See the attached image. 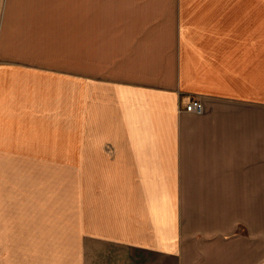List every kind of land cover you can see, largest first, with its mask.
I'll return each mask as SVG.
<instances>
[{
    "label": "crops",
    "instance_id": "crops-1",
    "mask_svg": "<svg viewBox=\"0 0 264 264\" xmlns=\"http://www.w3.org/2000/svg\"><path fill=\"white\" fill-rule=\"evenodd\" d=\"M6 1L0 163L76 162L77 132L83 137L93 180L84 264L246 261L253 239L236 231L237 174H264V0H171L170 39L152 43L140 33L112 58L90 45L83 73L61 89V110L55 95L44 96L47 85L27 79L53 73L13 64L4 52ZM191 100L201 101L199 113L185 110ZM60 132H68V154ZM20 175L40 181L17 186L14 174H0V264H45L46 243L71 242V220L62 224L68 233L56 234L60 222L45 223V211L70 216L71 206L56 202L41 174ZM73 253L67 264H76Z\"/></svg>",
    "mask_w": 264,
    "mask_h": 264
},
{
    "label": "rangeland",
    "instance_id": "rangeland-1",
    "mask_svg": "<svg viewBox=\"0 0 264 264\" xmlns=\"http://www.w3.org/2000/svg\"><path fill=\"white\" fill-rule=\"evenodd\" d=\"M174 4L171 0H7L2 6L6 11L3 14V26L5 25L6 30L4 52L13 64L24 63L26 67L55 74L46 75L55 76L50 81L41 76L27 79L33 81L39 90L47 85L43 90L47 94L51 91V94L44 96L55 95L52 103L61 110L60 100H64L60 98L63 96L61 89L67 88L71 74L76 72L79 76V73H83L84 53L86 49H90V45L94 52L107 50L103 51L104 56L112 58L124 44L140 33L145 32L142 35L145 41L165 43L170 39ZM249 4L237 3L241 6ZM60 133V152L68 154L72 145L65 146L63 136L68 132ZM76 143V162L62 161L54 166L0 163V174H14L13 185L23 183L28 186L33 181L34 186L40 179H22L20 174H41L45 187L54 188V198L60 197V202L56 199L57 203L67 204L69 201L70 216L68 211L64 212L62 209L56 212L45 211V223L60 222L61 227L56 234L68 233L69 229L71 231V242L66 240L45 244V264H51L52 260L56 264L58 260L61 264H67L69 251L71 256L76 252V264H84L85 191L88 177L90 187L93 180L92 174H85L83 137L81 139L78 132ZM0 184L3 185L4 180H0ZM237 189L243 195L238 194L236 231L238 235L244 234L253 239L252 242L245 243L246 252L250 253L249 256L246 254V261L242 255H238L237 264H264V174H237ZM68 220H71L69 229L62 226ZM53 251L58 257L52 256ZM63 256L65 257L62 258Z\"/></svg>",
    "mask_w": 264,
    "mask_h": 264
},
{
    "label": "built area",
    "instance_id": "built-area-1",
    "mask_svg": "<svg viewBox=\"0 0 264 264\" xmlns=\"http://www.w3.org/2000/svg\"><path fill=\"white\" fill-rule=\"evenodd\" d=\"M202 109V103L200 100H191L185 106V110L188 112L199 113Z\"/></svg>",
    "mask_w": 264,
    "mask_h": 264
}]
</instances>
